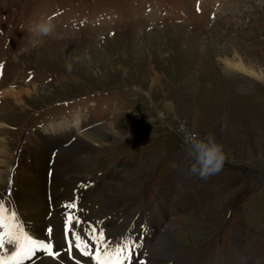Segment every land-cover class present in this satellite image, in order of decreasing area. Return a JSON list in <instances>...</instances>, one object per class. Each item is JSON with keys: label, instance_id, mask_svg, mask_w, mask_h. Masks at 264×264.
<instances>
[{"label": "rangeland", "instance_id": "obj_1", "mask_svg": "<svg viewBox=\"0 0 264 264\" xmlns=\"http://www.w3.org/2000/svg\"><path fill=\"white\" fill-rule=\"evenodd\" d=\"M91 2L0 0V198L11 196L4 183L18 166L17 211L27 172L47 180V166L68 196L77 181L86 185L68 199L82 200L83 221L86 210L88 221L103 218L109 236V226L123 236L153 219L156 229L139 236L144 246L164 237L153 249L156 262L175 244L174 264H264V0ZM52 7L60 12L54 32L35 36L30 29ZM95 11L105 17L93 19ZM109 124L115 141L70 152L77 137ZM181 126L223 146L220 172L204 179L189 173ZM100 170L104 186L86 176ZM126 204L127 221L143 206L128 225L115 214ZM50 212L45 222L61 236V218Z\"/></svg>", "mask_w": 264, "mask_h": 264}, {"label": "bare ground", "instance_id": "obj_2", "mask_svg": "<svg viewBox=\"0 0 264 264\" xmlns=\"http://www.w3.org/2000/svg\"><path fill=\"white\" fill-rule=\"evenodd\" d=\"M7 95H9V93ZM13 96L18 100L19 96H18V92L17 91L13 92ZM82 128H84V127H81V129ZM112 128L113 127L110 128V124H109V125H104V126H101L99 128H96L94 130L92 129V131L89 130V132L85 133L84 135L80 136L79 138L77 137V140H76L75 144L72 146V149H71L70 152L74 153L73 155H76L79 151H82V152L84 151L85 152V150L86 151L90 150V148L92 149L93 146L96 147V145H98V144H104V143L106 144V143H109V141H112V140L115 141L117 136H115V134H114L115 131H113ZM50 131H52L54 133V135H56L57 126L52 128V129H50ZM63 138L64 137H62V136L59 137V138L54 137L53 140L51 139V143L55 144V143L59 142L61 139L63 140ZM182 139H183V136H182ZM36 142L37 141H35V142L33 141V143H35V144H36ZM47 147H49V146L46 145L45 147H41V148L39 147L36 150L39 151V152L41 150L45 151L47 149ZM4 153H5V151L3 150V148H0V167H3L4 165H6L5 162H4V159H2L4 157ZM43 158H44V154L42 155V159ZM38 160L41 161V154L39 155V159ZM38 160H37V157H36L35 158V162H37ZM71 165H73V164L69 163L67 166H71ZM47 168L48 167L46 166L45 169L47 170ZM20 169H22V168H20ZM1 171H2V169H0V174H1ZM24 174H25V172H24ZM83 176H84V173L80 172L79 177L82 178ZM26 177H27L26 182L22 183V187H24L23 192H22V194H20L16 198L17 199L16 209H17V212L19 214L20 220H22L23 223L26 226V231L28 233L32 232V236H35L37 239H40L39 237H43L44 225L47 224V222H45V219H44L46 214H47V211H48V204H47L48 201H47V196H46V190L47 189L45 187L47 185V180L44 177H42L41 180H34L32 178L33 177V173L32 172H27ZM58 177H59V175L54 174V177L51 179V184H50V189L51 190L49 189L50 190V194L52 196V198H51L52 199V203L54 204L55 207L59 204V202L61 200H63V199L68 197V195L65 192L64 193L62 192V190L63 191L66 190L65 182L63 180H60ZM28 178L30 179V181L28 180ZM69 180H70V178H69ZM71 182H72V180H71ZM60 194H62V195H60ZM74 200L71 201V199H70V201H69V204H72V205L74 204L75 205L74 208H69V207L66 206L65 208L61 209L60 211L61 212L68 211L69 213H72L71 215L74 217V220H75V218L78 217L79 210H82V208L78 209V204L82 203V200L81 201L79 200L77 206H76V202L77 201L74 202ZM86 205H88V203ZM86 207L87 206H84L83 209H85ZM92 207L93 206H91V203H90V205H88V210H89L90 214L94 218H97L98 217V216L96 217L97 208H92ZM86 211H85V219H84V221L80 217H78V219L81 222H79L78 224L74 223V225L72 227H75V230L79 234H82V235L87 234V236H88L92 232L91 229L93 227L98 229L99 225L101 223L104 222L106 224V222L102 221L103 218L100 219V220L97 218L99 220L98 222L88 221L86 219V214H88V212H86ZM58 212H59V210H58ZM102 217H104V215ZM193 217L195 218L196 215H193ZM63 220H65V218ZM191 220H193V219H191ZM123 230H124V228H121L122 232H123ZM120 234H121V232H119L117 234H113L112 237H114L115 235H120ZM58 235H59V233L55 234L54 238H58ZM111 241H114V240L111 238ZM173 241H175V240L173 239ZM225 243H227V242H225ZM225 243H224V246L226 245ZM174 245L173 246L167 245V248L170 250V253L168 252V255L167 256L165 255L167 260L174 261V260H177V258H178V256L177 257H172L171 256V254H177V251L175 250V248L177 246L176 245L174 246ZM176 249H178V248H176ZM222 254H223V252H222V250H220V251H218L216 257H220V256H222ZM44 256H45L44 252L38 253L36 255V257H34V258H41V259H36V262L34 264H37V263L38 264H55L54 262H56V261L54 259H51V258L46 259V257H44ZM157 256H158V254H157ZM157 259H158V257H157ZM44 260H46V261H44ZM158 260H160V259H158ZM158 262H162L163 263V261H158Z\"/></svg>", "mask_w": 264, "mask_h": 264}, {"label": "snow or ice", "instance_id": "obj_3", "mask_svg": "<svg viewBox=\"0 0 264 264\" xmlns=\"http://www.w3.org/2000/svg\"><path fill=\"white\" fill-rule=\"evenodd\" d=\"M74 208L75 205H68ZM74 223L78 220L69 214L65 220L66 239ZM49 229V233H51ZM91 231L95 236L94 246L84 244L81 246V237L75 236L73 240H68V250L77 248L82 255L92 259L93 264H130L135 244L129 245L123 239L119 241H110L105 237L103 230L97 233L96 228ZM44 252L45 255L58 257L59 253L53 251L51 241H40L31 236L26 231L25 224L20 220L18 212L11 207V201L7 204L0 199V264H25L26 261H32L38 252Z\"/></svg>", "mask_w": 264, "mask_h": 264}, {"label": "clouds", "instance_id": "obj_4", "mask_svg": "<svg viewBox=\"0 0 264 264\" xmlns=\"http://www.w3.org/2000/svg\"><path fill=\"white\" fill-rule=\"evenodd\" d=\"M54 30L55 26L50 18H41L30 29L35 36H48ZM178 131L183 132L186 151L192 157V163L188 169L190 174L199 175L204 179L222 170L226 155L223 146L216 141L214 136L208 135L201 138L183 126Z\"/></svg>", "mask_w": 264, "mask_h": 264}]
</instances>
